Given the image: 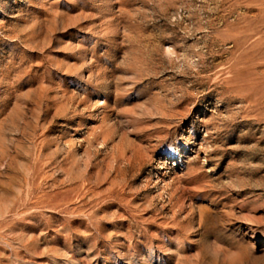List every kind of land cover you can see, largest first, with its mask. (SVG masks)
<instances>
[{
    "label": "rangeland",
    "instance_id": "obj_1",
    "mask_svg": "<svg viewBox=\"0 0 264 264\" xmlns=\"http://www.w3.org/2000/svg\"><path fill=\"white\" fill-rule=\"evenodd\" d=\"M0 264H264V0H0Z\"/></svg>",
    "mask_w": 264,
    "mask_h": 264
}]
</instances>
